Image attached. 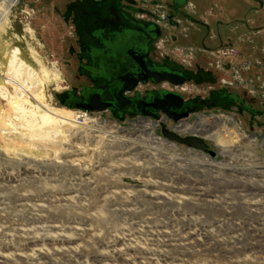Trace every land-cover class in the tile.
<instances>
[{
  "label": "rangeland",
  "instance_id": "1",
  "mask_svg": "<svg viewBox=\"0 0 264 264\" xmlns=\"http://www.w3.org/2000/svg\"><path fill=\"white\" fill-rule=\"evenodd\" d=\"M9 1L0 85L17 48L49 107L78 114L91 91L113 101L99 53L113 62L117 38L144 31L152 57L186 73L185 97L212 90L215 104L183 128L123 107L58 134L0 130V264H264V0ZM6 112L0 98V127ZM148 122L161 144L135 140Z\"/></svg>",
  "mask_w": 264,
  "mask_h": 264
},
{
  "label": "flooded vegetation",
  "instance_id": "2",
  "mask_svg": "<svg viewBox=\"0 0 264 264\" xmlns=\"http://www.w3.org/2000/svg\"><path fill=\"white\" fill-rule=\"evenodd\" d=\"M151 41L152 37L149 33L144 31H132L119 36L111 46L113 62L110 61L108 55L99 53V56L102 55L100 58L108 67V71L106 72L107 78H113L115 80V87L113 88L112 93L113 97L115 90L119 89L123 84L119 80L120 76L125 74L138 76L139 79L135 88L132 91L125 93V95L131 99V103L125 106L130 112L137 113L142 117L152 118L154 120L171 121L173 123L178 122L173 121L172 118L175 116H181L179 119V122L181 123L182 121L187 120L189 114H195L193 122L197 119L203 121L204 118L207 117L203 114V111L207 110L211 112L212 110H209V108L214 110V97L211 96L210 93L212 90L207 92L208 96L206 98H186L183 94V91H185L186 88L182 87V85L188 80L186 73L167 66L161 61V59H159V57H152L150 51ZM133 57L141 59L140 61L146 71L139 67ZM110 66L112 67L109 68ZM165 71L173 72L178 75L180 74L184 76L185 81L179 84H175L166 79L156 82L149 75L151 72L162 73ZM143 77L146 78L143 80ZM86 99L87 97L81 101H85ZM73 101L75 102V99ZM112 102H115V99ZM164 102L167 103L164 104ZM162 107L165 108L167 112L163 111L161 109Z\"/></svg>",
  "mask_w": 264,
  "mask_h": 264
},
{
  "label": "bare ground",
  "instance_id": "3",
  "mask_svg": "<svg viewBox=\"0 0 264 264\" xmlns=\"http://www.w3.org/2000/svg\"><path fill=\"white\" fill-rule=\"evenodd\" d=\"M16 1L17 0H11L9 1V4H15ZM7 5L8 4H6V6ZM11 53V59L9 61L8 68L6 69L7 76L5 77L4 84L0 85V98L6 101L7 111L9 110L10 113H5L7 120L5 119L4 122H2L3 125L0 127V130L5 131L11 128V130L17 132L19 126H21L28 131L38 129L44 130V132H53L54 134H58L66 132L69 126L73 127L76 123L77 114L64 111L62 109L49 107L43 101L42 95L36 90H32L34 83L33 70L28 68L27 65H25V63L18 57L19 51L17 48L13 49ZM23 73H26L27 75L25 79L22 78ZM8 87L12 88L11 91L8 89ZM215 117L216 116L213 118L215 120L219 119L221 123L231 124L233 130H235L233 133L236 135V138L242 136L232 118L222 115H219L216 118ZM1 118H3L2 115H0V119ZM14 120L19 121L18 127ZM5 121L8 122L7 126L5 125ZM144 124L146 126V132L142 135L136 136L135 140L137 143L140 144L142 141H148L151 143L161 144L162 139L158 137L152 130L151 126L153 124L150 122ZM113 126L115 129L120 130L119 126ZM184 126V124H181L180 128H183ZM17 136L22 137L23 134L19 133ZM212 137L222 147L227 146L228 143L226 142H229L226 141L224 136L219 133L213 134ZM234 137L235 136H232L231 138L236 141ZM233 140H231L232 143L234 142ZM168 145L170 146L169 148L172 149H175L176 147L174 144Z\"/></svg>",
  "mask_w": 264,
  "mask_h": 264
},
{
  "label": "water",
  "instance_id": "4",
  "mask_svg": "<svg viewBox=\"0 0 264 264\" xmlns=\"http://www.w3.org/2000/svg\"><path fill=\"white\" fill-rule=\"evenodd\" d=\"M102 55H100L101 57ZM134 58V57H133ZM135 62L139 65V67L146 71V69L143 67L142 63H141V59L140 58H134ZM156 82L157 81H161V80H170L171 82L175 83V84H179L185 81L184 76L182 75H178L176 73L173 72H169V71H165L162 73H158V72H151L149 74ZM146 77H143L142 79L144 80ZM138 76H131L130 74H125L119 77V80L123 83L122 86L119 87V89H116L114 92V99L115 102L112 101H105L102 100L100 98V93L97 91H91L89 92L87 99L85 101H81V100H75V102L73 103V106L78 107L80 109L83 110H87V111H95V112H100V111H104L107 110L109 108H122L127 106L128 104L131 103V99L128 98L125 93L132 91L136 84L138 83ZM167 102H164V104ZM163 111L167 112V110L165 108H161ZM181 118V116H175L173 117V121L174 122H179V119ZM162 134L166 137L169 138L177 143H181L184 144L188 147L191 148H196L199 149L201 151H205L206 150V144L203 140V138L198 135V134H194V133H190L187 136H180L179 134H177L176 132L172 131V130H168V129H162Z\"/></svg>",
  "mask_w": 264,
  "mask_h": 264
},
{
  "label": "built area",
  "instance_id": "5",
  "mask_svg": "<svg viewBox=\"0 0 264 264\" xmlns=\"http://www.w3.org/2000/svg\"><path fill=\"white\" fill-rule=\"evenodd\" d=\"M156 47H160V43H157ZM80 111L81 112H78L76 116V122L81 124L84 123L85 119L88 117V114H90V112L92 111H87V110H80ZM93 113H99V112H93Z\"/></svg>",
  "mask_w": 264,
  "mask_h": 264
},
{
  "label": "trees",
  "instance_id": "6",
  "mask_svg": "<svg viewBox=\"0 0 264 264\" xmlns=\"http://www.w3.org/2000/svg\"><path fill=\"white\" fill-rule=\"evenodd\" d=\"M76 100V99H75Z\"/></svg>",
  "mask_w": 264,
  "mask_h": 264
}]
</instances>
